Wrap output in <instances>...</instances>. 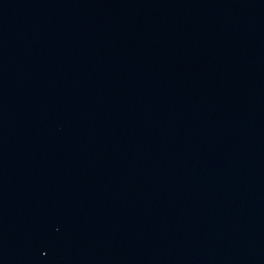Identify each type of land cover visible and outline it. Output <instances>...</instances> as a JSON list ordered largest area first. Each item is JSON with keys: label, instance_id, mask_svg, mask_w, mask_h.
I'll return each mask as SVG.
<instances>
[{"label": "water", "instance_id": "water-1", "mask_svg": "<svg viewBox=\"0 0 264 264\" xmlns=\"http://www.w3.org/2000/svg\"><path fill=\"white\" fill-rule=\"evenodd\" d=\"M0 264H264V0H0Z\"/></svg>", "mask_w": 264, "mask_h": 264}]
</instances>
